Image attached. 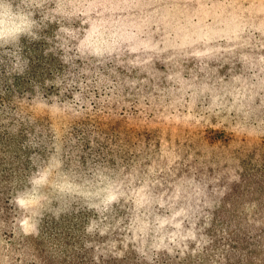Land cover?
Returning <instances> with one entry per match:
<instances>
[{
  "label": "rangeland",
  "instance_id": "374dc122",
  "mask_svg": "<svg viewBox=\"0 0 264 264\" xmlns=\"http://www.w3.org/2000/svg\"><path fill=\"white\" fill-rule=\"evenodd\" d=\"M92 1L0 0V264H264V0H103L138 31L125 81L65 86L42 24ZM187 179L206 242L137 247L130 190L168 213Z\"/></svg>",
  "mask_w": 264,
  "mask_h": 264
},
{
  "label": "trees",
  "instance_id": "16d2710c",
  "mask_svg": "<svg viewBox=\"0 0 264 264\" xmlns=\"http://www.w3.org/2000/svg\"><path fill=\"white\" fill-rule=\"evenodd\" d=\"M106 5L107 2L103 0L86 3L84 7H81L82 9L77 8L81 16L71 10L63 16L62 24L55 33L50 30L51 24L43 22L44 27L50 28L44 36V41L37 46L42 48L39 57L41 61L49 65L55 64L60 58L63 59L60 60V64L66 73L65 86L80 85L82 82L85 88L90 86L99 88L109 80L112 73L117 71L123 75L122 82L125 81V73L131 66V62L126 59V54L138 45L137 42L133 44L134 36L138 34V31L131 25L134 18L132 19L130 15L121 17L118 13L111 11L110 4ZM24 65L26 68L29 67L27 61ZM32 70L37 73L39 65L32 66ZM75 75L78 77L72 78ZM51 78L54 77H49L48 74L45 81ZM109 93H111L110 97H113V91ZM178 185L175 198L181 205L173 207L168 213L150 209L153 194L148 193L149 190L141 192L137 187L130 190L127 226L132 233L131 241H134L137 247L144 245L163 248L168 238L179 242L185 236L193 237L200 244L206 242L200 230L203 227H209L210 220H205L200 225L196 222L198 219H204L206 214L199 207L196 208L195 202L200 200L201 196L203 197L197 191V187L200 190L199 186H196L199 184H194L191 179H187ZM184 220H187V226L182 225ZM152 221L155 223L151 224ZM139 232H142L140 238L134 239L133 236Z\"/></svg>",
  "mask_w": 264,
  "mask_h": 264
}]
</instances>
